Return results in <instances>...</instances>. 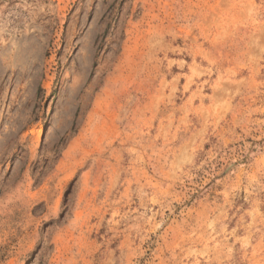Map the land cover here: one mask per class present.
I'll use <instances>...</instances> for the list:
<instances>
[{
  "label": "rangeland",
  "instance_id": "obj_1",
  "mask_svg": "<svg viewBox=\"0 0 264 264\" xmlns=\"http://www.w3.org/2000/svg\"><path fill=\"white\" fill-rule=\"evenodd\" d=\"M0 264H264V0H0Z\"/></svg>",
  "mask_w": 264,
  "mask_h": 264
}]
</instances>
